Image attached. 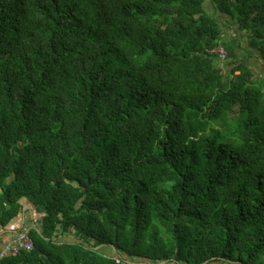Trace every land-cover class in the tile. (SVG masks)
I'll list each match as a JSON object with an SVG mask.
<instances>
[{
	"label": "trees",
	"instance_id": "1",
	"mask_svg": "<svg viewBox=\"0 0 264 264\" xmlns=\"http://www.w3.org/2000/svg\"><path fill=\"white\" fill-rule=\"evenodd\" d=\"M227 22L264 65V0H0V233L31 210L34 242L0 264H264V80Z\"/></svg>",
	"mask_w": 264,
	"mask_h": 264
},
{
	"label": "rangeland",
	"instance_id": "2",
	"mask_svg": "<svg viewBox=\"0 0 264 264\" xmlns=\"http://www.w3.org/2000/svg\"><path fill=\"white\" fill-rule=\"evenodd\" d=\"M208 9L210 12L220 19L221 21H225V16H223L218 10H216L210 2H207ZM226 27H228V30L225 29L227 33V39L229 42L232 41H237L238 42V48H237V53L240 57V59L245 60L247 63L252 65L254 69V75H255V80L258 81L259 83L263 84L262 81L264 80V65L262 64L261 60L258 58L257 53H252V55L249 54V52L246 51L247 48H250L248 41L246 40V37H244L245 33H240L237 31L236 25L231 24L230 22H227ZM237 39V40H236ZM221 67L223 69H228L227 64L223 63L221 64ZM5 233V231H3Z\"/></svg>",
	"mask_w": 264,
	"mask_h": 264
},
{
	"label": "built area",
	"instance_id": "3",
	"mask_svg": "<svg viewBox=\"0 0 264 264\" xmlns=\"http://www.w3.org/2000/svg\"><path fill=\"white\" fill-rule=\"evenodd\" d=\"M217 53L220 62H225L228 58V53L224 50L222 45L218 46L214 51ZM31 226L24 225L20 230L15 231L10 239L0 248V260L8 257L18 256L23 251H31L34 248V242L30 237ZM153 262H144L148 264ZM131 264V263H129ZM155 264V263H154ZM161 264H170L169 262H162ZM176 264V263H172Z\"/></svg>",
	"mask_w": 264,
	"mask_h": 264
},
{
	"label": "crops",
	"instance_id": "4",
	"mask_svg": "<svg viewBox=\"0 0 264 264\" xmlns=\"http://www.w3.org/2000/svg\"><path fill=\"white\" fill-rule=\"evenodd\" d=\"M31 219H32V211L31 210H29L28 212L24 211L19 220L21 228L24 226V224L28 226ZM13 230L18 231V229L15 228ZM11 235L10 234L6 235L4 232L0 233V247H2L10 239Z\"/></svg>",
	"mask_w": 264,
	"mask_h": 264
},
{
	"label": "water",
	"instance_id": "5",
	"mask_svg": "<svg viewBox=\"0 0 264 264\" xmlns=\"http://www.w3.org/2000/svg\"><path fill=\"white\" fill-rule=\"evenodd\" d=\"M29 206L27 205L26 207H25V210L28 208ZM148 264H154V263H148Z\"/></svg>",
	"mask_w": 264,
	"mask_h": 264
}]
</instances>
